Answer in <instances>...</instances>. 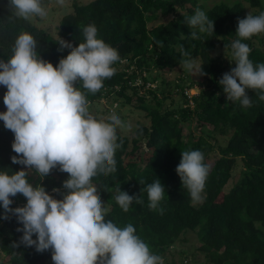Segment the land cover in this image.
<instances>
[{"label": "trees", "instance_id": "obj_1", "mask_svg": "<svg viewBox=\"0 0 264 264\" xmlns=\"http://www.w3.org/2000/svg\"><path fill=\"white\" fill-rule=\"evenodd\" d=\"M204 1L74 2L72 11L61 17L57 36L29 21L0 23V59L6 61L11 56L15 38L20 31H27L37 39L38 55L55 67L69 52V49L58 51V36L77 46L84 42L83 27L95 24L98 38L116 48L120 59L113 65L114 75L104 80L98 92L88 93L79 81L77 88L86 93L88 103L111 95L124 97V103L130 104L134 96L135 108L144 112L149 120L148 125L140 124L130 137L117 135V143L122 142V147L115 153L116 171L107 176L98 173L92 179L101 200L109 204L105 219L121 228L132 224L150 250L162 258L182 233L195 231L199 249L211 264H264V101L259 99L258 90H246L253 103L252 107L244 108L239 102L227 101L218 84L222 74L235 67L230 61L229 46L238 38L235 33L237 19L244 18L246 13L242 11L240 0L214 2L206 8ZM247 1L260 12L264 11V0ZM197 9L214 21L213 33H200L187 25V19ZM10 15L11 11L0 6V22H6ZM169 15L172 16L169 20L148 26V22ZM192 31H197L198 39L191 38ZM263 38L255 35L241 41L251 48L249 59L254 64L264 63V48L254 41L262 42ZM157 41H161L162 46ZM179 45H183L194 62H198L196 69L202 66L205 75L184 70L174 82L183 100L173 105L170 90L160 88L169 82L161 77L158 84L157 79L163 71L184 66ZM218 46L228 57L218 51ZM125 61L127 64L118 70V65ZM130 66L134 69L129 70ZM136 68L139 74H136ZM153 69L156 75L147 76L146 73ZM137 77L142 79L141 86L134 84ZM147 82H155V88L145 87ZM193 87H199L196 94H185V90ZM157 88H160L159 93ZM140 89L145 92L139 93ZM5 92L6 88L0 85V112L6 111ZM166 99H171L172 104L164 105ZM193 119L200 127V133L188 130ZM207 127L204 132L203 128ZM13 139V133L0 121V170L10 173L23 168L11 162V157L16 155L11 148ZM185 150H200L205 157L204 163L210 167L199 205L192 201L176 173L181 152ZM238 166L239 178L225 190L233 169ZM27 178L34 186L45 187L55 199H61L60 193L66 191L62 182L68 174L57 167L43 178L32 170ZM156 178L165 187V196L160 203L163 214L148 208L145 189ZM141 180L143 184H139ZM119 187L129 195H139L143 203L134 201L127 212L123 211L115 200ZM53 188L60 189V193L53 192ZM10 199L13 200L12 208L26 204L20 194ZM3 212L0 207V214ZM17 228H22V224L14 215L9 214V219L0 218V251L6 256L1 264H53L51 249L40 253L34 247L20 244L23 233Z\"/></svg>", "mask_w": 264, "mask_h": 264}, {"label": "clouds", "instance_id": "obj_2", "mask_svg": "<svg viewBox=\"0 0 264 264\" xmlns=\"http://www.w3.org/2000/svg\"><path fill=\"white\" fill-rule=\"evenodd\" d=\"M58 3L63 5L64 0ZM8 7L11 15L0 23L48 15L42 0H8ZM186 23L200 33L214 32V21L200 9ZM82 31L84 42L77 46L58 36V51L69 52L55 67L38 55L37 39L27 31H20L15 38L11 56L6 61L0 59V85L6 88V111L0 112V121L14 135L11 148L16 155L11 162L23 166L11 173L0 170V207L4 210L0 218L14 215L22 224L16 229L23 233L19 243L40 253L51 249L53 264H164L132 224L121 228L105 219L107 209L92 183L98 173L107 176L116 171L115 153L122 147V142L117 143V129L124 124L115 113L106 120L93 116L86 93L76 85L79 81L83 89L95 94L104 80L114 75L113 65L120 56L116 48L98 38L95 24L84 26ZM235 33L238 38L229 46L235 67L222 74L218 84L227 101L250 108L253 102L246 90H258L259 99L264 101V63L254 64L249 59L251 48L241 41L264 33V11L238 18ZM190 36L199 38L197 31ZM179 49L184 57L182 64L193 71L195 62L190 53L183 45ZM196 71L205 75L202 66ZM204 159L200 150H185L176 168L181 184L195 203L202 201L210 172ZM57 167L68 174L62 182L66 191L52 190L60 193L61 199L27 178L32 170L43 178ZM116 191V203L125 212L134 201L143 203L139 195H129L120 187ZM145 191L148 208L163 214L160 203L165 196L164 185L156 178ZM17 194L26 199V204L12 208L10 197Z\"/></svg>", "mask_w": 264, "mask_h": 264}, {"label": "rangeland", "instance_id": "obj_3", "mask_svg": "<svg viewBox=\"0 0 264 264\" xmlns=\"http://www.w3.org/2000/svg\"><path fill=\"white\" fill-rule=\"evenodd\" d=\"M91 0H64V4L61 5L58 3V0H42L43 5L48 11V15L44 18H33L29 20L30 23L36 25L40 29L49 32L53 36H57V27L59 25L60 19L62 16L65 14H68L72 11V4L74 2L78 3H88ZM219 1H226V2H231L234 0H205V8L208 6H211L214 2H219ZM242 2L243 8L242 11L243 13H258L259 8L257 7H252L247 0H240ZM0 6L11 11L8 7V0H0ZM172 16L169 15L167 17L161 18V19H156L153 21L148 22V26L154 25L158 22L162 21H167L171 18ZM259 36H264V33L259 34ZM255 43L257 45H260L264 48V38L262 42H259L258 40L254 39ZM219 45V44H218ZM218 51H221L225 57H228L224 54L223 48L218 46ZM127 64V61H125L123 64L118 65V70L123 69V65ZM198 62H195V68L193 69V72L196 73V68H197ZM134 69V66H130L129 70ZM184 70H187L184 66L180 68H175L171 71H163V75L158 76V84L159 80L161 81V77H164L165 80L169 82V84L166 87H160L164 91H169V94L172 95L174 99V104L177 105L178 102H180L182 99L181 96H179L178 93V88L175 87L174 82L179 78V76H182V73ZM131 71H128L130 73ZM192 71H189L191 73ZM136 74H139V70L136 68ZM147 76H155V70L153 69L150 73H146ZM191 76V75H190ZM188 75V77H190ZM197 77V76H196ZM193 78H195L193 76ZM139 79H141L139 77ZM186 81L188 82V78H186ZM186 82V83H187ZM135 84V82H134ZM137 85V84H135ZM139 86V85H138ZM156 83L152 82L151 87L155 88ZM159 87V85H158ZM157 88V91L159 93V89ZM169 89V90H168ZM199 91V87H193L189 89V94H196ZM143 89L139 90V93H144ZM129 95H131V91H127ZM136 98L132 96L131 103L130 104H125L124 103V97L122 98L121 96H118L115 98L114 96H108V97H103L100 100L93 101L91 103H88V108L89 112L95 116L97 119H107V117L113 113L118 115L121 119V121L124 124V127L118 128L117 129V135H127V136H132L135 129L140 125V124H149L148 118H146L144 112L137 110L135 108L136 104ZM171 103V99H166L164 105H169ZM192 105V104H191ZM207 128H203V131ZM189 131H192L194 133H200V127L196 125L195 119H193L191 125L188 127ZM187 130V131H188ZM240 176V167H236L232 171V176L228 180L227 184L225 185V190L230 189L236 182V180ZM104 203V207L106 209L109 208V204L105 201H102ZM199 203H196V205H199ZM200 242L198 240V236L195 231H187L184 232L180 235L179 239L175 242L174 246L170 247L166 253V257L163 258L164 264H211L210 262L207 261L204 253L199 249ZM3 258H6L3 252L0 251V264L3 260Z\"/></svg>", "mask_w": 264, "mask_h": 264}, {"label": "built area", "instance_id": "obj_4", "mask_svg": "<svg viewBox=\"0 0 264 264\" xmlns=\"http://www.w3.org/2000/svg\"><path fill=\"white\" fill-rule=\"evenodd\" d=\"M144 75H145V73H143V76H144ZM140 78H141V77H140ZM142 83H143V82H142V79H139V77H137V78L135 79V84L141 86ZM151 85H152V83L147 82L145 87H148V86H151ZM188 91H189V90H185V94H187L188 96H191V95L189 94Z\"/></svg>", "mask_w": 264, "mask_h": 264}]
</instances>
